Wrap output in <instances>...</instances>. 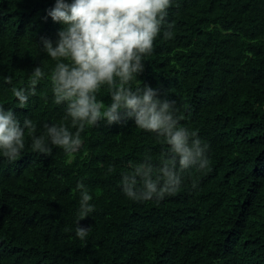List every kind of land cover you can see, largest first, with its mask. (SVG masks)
Returning <instances> with one entry per match:
<instances>
[{
	"label": "trees",
	"instance_id": "trees-1",
	"mask_svg": "<svg viewBox=\"0 0 264 264\" xmlns=\"http://www.w3.org/2000/svg\"><path fill=\"white\" fill-rule=\"evenodd\" d=\"M53 5L0 0V104L29 116L34 135L67 123L47 79L25 107L11 91L34 67L54 66L36 47L62 27L46 18ZM167 21L173 37L165 25L137 78L209 145V167L185 171L162 201L133 202L121 173L146 151L159 155L154 134L101 122L70 159L60 148L33 152L26 131L15 161L0 156V264H264V0H172ZM99 98L108 102L107 91ZM79 181L95 206L79 221L90 227L85 241L75 235Z\"/></svg>",
	"mask_w": 264,
	"mask_h": 264
},
{
	"label": "clouds",
	"instance_id": "clouds-1",
	"mask_svg": "<svg viewBox=\"0 0 264 264\" xmlns=\"http://www.w3.org/2000/svg\"><path fill=\"white\" fill-rule=\"evenodd\" d=\"M171 4L172 0H54L46 18L62 27L55 42L41 38L36 45L54 66L50 72L41 64L34 67L28 84L11 91L25 107L37 94V85L47 79L52 102L64 106L67 123H46L44 132L34 135L29 116L21 120L12 108L0 104V156L15 161L25 149L27 131L33 152L51 155L60 148L71 159L86 129L131 120L136 128L154 134L162 149L155 158L146 151L141 160L128 162L119 187L129 200L162 201L180 189L185 171L208 168L209 145L180 123L174 102L161 99L156 89L141 86L137 78L165 25L164 36L173 37V25L167 21ZM5 82L12 84L11 78ZM102 89L108 102L99 98ZM74 191L79 194L75 235L85 241L90 227L79 221L90 217L95 206L83 181Z\"/></svg>",
	"mask_w": 264,
	"mask_h": 264
}]
</instances>
